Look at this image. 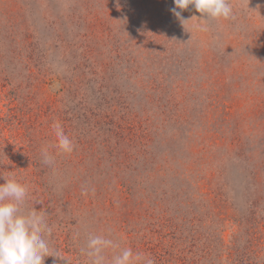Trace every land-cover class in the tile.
Listing matches in <instances>:
<instances>
[{"label": "rangeland", "instance_id": "1", "mask_svg": "<svg viewBox=\"0 0 264 264\" xmlns=\"http://www.w3.org/2000/svg\"><path fill=\"white\" fill-rule=\"evenodd\" d=\"M231 2L184 24L173 0H0V184L48 214L44 264H89V234L108 259L264 264V0Z\"/></svg>", "mask_w": 264, "mask_h": 264}, {"label": "clouds", "instance_id": "2", "mask_svg": "<svg viewBox=\"0 0 264 264\" xmlns=\"http://www.w3.org/2000/svg\"><path fill=\"white\" fill-rule=\"evenodd\" d=\"M175 7L172 13L182 21L181 11L190 6L206 20L234 19V10L231 0H173ZM192 19V18H191ZM199 31H207L206 24L197 23L194 26ZM58 143L55 145L63 153L75 150V143L64 132L57 121L53 124ZM45 163H50L52 157L47 148H42ZM4 177V176H3ZM5 182L0 184V264H44L46 257L60 258L57 249L51 246V237L54 225L50 226L44 210L35 207L26 209L29 196V186L21 183L15 176L4 177ZM87 190L82 195H87ZM119 244L103 235L89 234L86 247L81 251L88 257L89 264H155V260L148 254L134 252L130 247L120 249L108 259L106 250L119 249Z\"/></svg>", "mask_w": 264, "mask_h": 264}]
</instances>
